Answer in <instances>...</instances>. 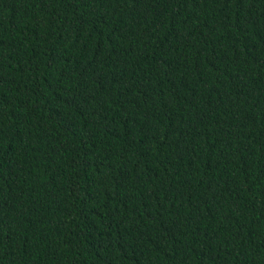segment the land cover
<instances>
[{
	"label": "trees",
	"instance_id": "obj_1",
	"mask_svg": "<svg viewBox=\"0 0 264 264\" xmlns=\"http://www.w3.org/2000/svg\"><path fill=\"white\" fill-rule=\"evenodd\" d=\"M0 264H264V0H0Z\"/></svg>",
	"mask_w": 264,
	"mask_h": 264
}]
</instances>
